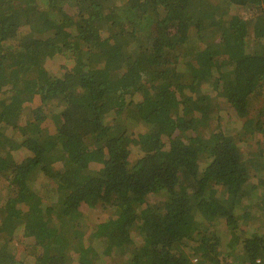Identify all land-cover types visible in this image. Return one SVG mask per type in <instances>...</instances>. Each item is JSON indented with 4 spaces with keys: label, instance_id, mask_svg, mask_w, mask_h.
Here are the masks:
<instances>
[{
    "label": "trees",
    "instance_id": "16d2710c",
    "mask_svg": "<svg viewBox=\"0 0 264 264\" xmlns=\"http://www.w3.org/2000/svg\"><path fill=\"white\" fill-rule=\"evenodd\" d=\"M114 1L0 0V264H90L101 247L129 264H264V231L237 235L240 202L264 196V176L245 188L264 139L246 156L220 115H257L264 136V0ZM83 207L107 216L53 252L48 228ZM219 230L240 238L233 259Z\"/></svg>",
    "mask_w": 264,
    "mask_h": 264
},
{
    "label": "rangeland",
    "instance_id": "374dc122",
    "mask_svg": "<svg viewBox=\"0 0 264 264\" xmlns=\"http://www.w3.org/2000/svg\"><path fill=\"white\" fill-rule=\"evenodd\" d=\"M114 3L118 7L120 5L119 0H115ZM19 56L14 57L11 61L12 64H15L19 60ZM62 55H56L54 58H51L48 62L46 61L47 70L50 71L52 74L56 75V73H59V66L64 63V60H62ZM59 74H62L61 72ZM264 92V88L262 90ZM264 106V98L262 96H255L252 97L251 100V109L252 113L256 114L257 110H260ZM253 114V115H254ZM220 115L222 118H224L227 121V127L231 129L236 139L238 140L239 146L246 156L252 155L253 152H256L259 150L260 147L259 144L262 143V140L264 139V136L261 132L255 131V126L257 124L258 118H256L257 115L254 117H251V120L244 123H238L236 119L233 118L234 115L229 116V113L227 111V108L224 107L220 111ZM231 122V123H229ZM142 131V130H141ZM140 132V131H139ZM256 134L262 135L258 136ZM138 157V150L134 148L133 153L130 157V163L134 165L133 163ZM201 162L204 164L205 161L201 160ZM264 173H251L249 182L245 186L246 189H249L250 186L253 184H257L259 178L263 177ZM250 185V186H249ZM259 188H257L258 190ZM43 190V188H42ZM258 192H261V188ZM262 193V192H261ZM264 194V191H263ZM5 195V194H4ZM251 199H244L240 203L241 205L249 207L245 209V215L244 218L242 217L238 221V230L237 235L243 237L245 234H248L250 232H253L255 230V227L257 228V231L261 232L264 231V216L261 215V211L264 212V196H262V200H259V197H256V193L254 192L252 194ZM162 194H150L148 196V200L150 202H157L161 199H163ZM257 198V199H256ZM259 200V202H258ZM253 201L257 202L254 203ZM49 201L42 200L43 205H48ZM106 212H102L99 214L98 210H94L92 212H88L86 208H82L80 211V215L78 217H70L69 214H62V218L59 220L61 221V224L57 220H54L53 223L58 222V224H51L52 227L48 228L51 233V238H45V242L49 244V247L51 250L55 253H60L63 250H65L67 247H70L71 245L75 244L71 241V238H79L81 243L86 242L88 243V237L91 233V227L97 223L98 221H101L106 217ZM65 225L64 228L61 230L60 226ZM21 236L18 240V249L23 250L29 254L30 248L34 244V240L27 234H23L22 230H19L18 236ZM218 235L220 238L219 243V250L222 255H231L232 259L237 256L239 250L241 249L240 244V238L238 240V243L233 242V244H227V241L229 238H231L230 232H224L223 230L218 231ZM17 236V237H18ZM134 242L136 244L140 243V238L137 236H134L133 238ZM85 244V245H86ZM29 249V250H28ZM103 247L99 248L100 254L95 258V260H91L90 264H129L126 256L122 257L121 254L118 251H114L111 254H103ZM21 251H16V256L18 257ZM35 252V251H34ZM233 253V255L231 254ZM31 258V255H29ZM230 257V256H229ZM27 264H31L30 262H26ZM192 264V263H191ZM202 264V263H200Z\"/></svg>",
    "mask_w": 264,
    "mask_h": 264
},
{
    "label": "built area",
    "instance_id": "2783aa9c",
    "mask_svg": "<svg viewBox=\"0 0 264 264\" xmlns=\"http://www.w3.org/2000/svg\"><path fill=\"white\" fill-rule=\"evenodd\" d=\"M192 262H193V263H196V262H197V258H193V259H192Z\"/></svg>",
    "mask_w": 264,
    "mask_h": 264
}]
</instances>
